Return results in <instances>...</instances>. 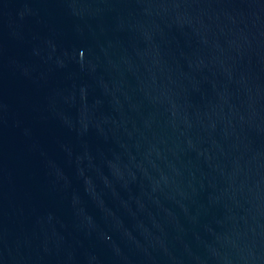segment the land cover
<instances>
[{
  "label": "water",
  "instance_id": "obj_1",
  "mask_svg": "<svg viewBox=\"0 0 264 264\" xmlns=\"http://www.w3.org/2000/svg\"><path fill=\"white\" fill-rule=\"evenodd\" d=\"M0 264H264V0H0Z\"/></svg>",
  "mask_w": 264,
  "mask_h": 264
}]
</instances>
